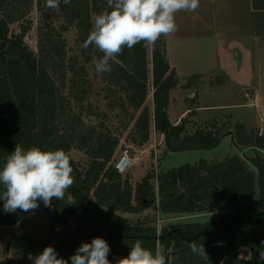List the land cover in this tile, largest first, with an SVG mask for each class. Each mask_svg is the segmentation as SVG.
Segmentation results:
<instances>
[{
	"label": "trees",
	"instance_id": "obj_1",
	"mask_svg": "<svg viewBox=\"0 0 264 264\" xmlns=\"http://www.w3.org/2000/svg\"><path fill=\"white\" fill-rule=\"evenodd\" d=\"M35 6L45 9V0H0V169L16 144L25 150L63 149L73 167L74 184L62 200L55 198L48 208L52 218L50 237L35 242L9 234L14 253L23 260H32L46 246H53L58 257L71 264L69 257L82 243L102 237L110 246L111 264L126 257L129 246L137 239L153 254L159 247L171 264H264V156L259 154L250 160L254 169L237 156L212 165L200 161L163 173L157 177L156 185L154 175L148 173L133 187L129 176L116 170L114 159L119 141L109 131L95 127L84 137L83 118L75 116L70 107L72 101L83 105L94 91L88 65L93 63V57L100 59L104 54L94 45L87 49L82 45L92 30V17L108 9L107 0H71L68 5L61 4V25L44 23L38 28V54L25 41L32 27L28 17ZM253 9L254 36L264 39V0H254ZM14 25H20L18 34L11 31ZM74 30L76 55L70 54L66 38ZM110 63L112 71L99 78L107 96L112 98L110 110L120 111V115L134 122V143H147L153 129L164 137L166 153L177 154L214 150L233 135L216 122L192 135L187 133V119L179 125L172 124L170 93L180 86V81L168 63L165 36L154 47H145L144 42L131 50L125 47L123 54ZM199 81V76L193 77L184 88L196 89ZM58 84L65 86L68 97L60 94ZM150 91L153 110L146 106ZM97 117L108 119L103 113ZM237 133L234 140L242 138V145L264 152V137L248 136L242 126H238ZM87 144L89 161L87 167L81 168L70 153L77 148L84 150ZM3 190L0 185V193ZM252 199H257V208L248 206ZM157 202L163 215L214 214L218 206L232 211L209 222L172 226L164 229L161 236L153 219L132 221L119 214L141 216ZM3 203L0 200L2 232L13 229L29 213L19 209L6 213ZM230 223L222 237L204 234H221ZM173 230H181L183 235L177 231L167 236ZM195 237L207 256L191 251L187 239ZM243 248L251 251L249 259L239 257Z\"/></svg>",
	"mask_w": 264,
	"mask_h": 264
},
{
	"label": "rangeland",
	"instance_id": "obj_2",
	"mask_svg": "<svg viewBox=\"0 0 264 264\" xmlns=\"http://www.w3.org/2000/svg\"><path fill=\"white\" fill-rule=\"evenodd\" d=\"M28 19L32 23V27L25 41L32 51L38 54V28L44 23H53L58 27L61 25V20L59 19L58 11L54 13L52 9H39L37 6L34 7ZM19 27L20 25L12 26V33L18 34L20 32ZM66 38L70 54L76 55V31L69 32ZM245 47L247 48L246 45ZM258 47H264L263 40H258ZM243 56L245 58V53H243ZM248 64H232L233 66L228 75L230 79L224 74H214L205 78L200 77V81L198 82L200 86L196 88L198 90L184 88L188 85V81L190 80L188 79V81H180V86L170 93L171 119L176 123L181 119L183 114L188 112L186 114L188 134L192 135L198 129L206 130L208 128L207 124L213 122H216L219 126L225 125L226 131L230 130L232 132V136L225 138L216 149L211 151L200 150L167 154L164 137L154 132L153 129L147 143L143 145L134 143V122H131L128 116L120 115V111L110 110L111 108L108 105L112 98L107 96L106 87L101 83L99 75L95 71L94 63L88 65L89 80L94 84L93 93L89 94L83 105L72 101L70 107H72L71 110L75 116L81 115L83 118L85 123L84 137L90 135V132H88L90 128L95 127L98 131H109L112 133L111 136L119 141L114 162L116 165L122 155H125L126 152L128 153V156L133 160V165L123 175L129 176L133 187H136L148 173L154 175L156 185L157 177L163 173L187 165L194 166L200 161H206L212 165L225 162L237 156L244 160L249 168L254 169L250 160L259 154L264 156V152L260 153L254 147L242 145V138L236 141L233 136H238L237 128L238 126H242L246 131V135L259 134L264 137V53L263 56L256 55V60L250 66V69H248ZM150 71H152V67ZM221 84L223 87L220 88ZM235 84L244 87L245 90H235ZM58 86L60 94L68 97V90L65 86L62 84H58ZM146 106L150 110H153L152 91H150L147 97ZM197 109L198 113L195 114ZM94 112L96 113L95 115L93 114ZM100 113L106 115L108 119L105 121L104 119L101 120L97 117ZM102 121H104L103 127ZM236 142L239 143L237 144ZM89 148V144H87L84 150L77 148L73 149L70 153L71 157L81 168H85L88 165L89 157L87 154ZM54 201L55 198L52 199L51 204ZM248 206L257 208V199L250 200ZM48 208L44 203L40 204L37 209L30 211L12 230L31 241L37 242L48 239L52 227V218L48 214ZM231 211L232 208L218 206L214 214L193 216L163 215L160 214L157 202L149 211L141 216L125 212L119 214L132 221L151 218L155 221L153 225L161 232L164 229H169L182 223L209 222L212 218L217 219L220 215ZM250 256L251 251L248 248H243L239 252L241 259H249ZM34 258L35 256H33L32 260H23L21 257H18L11 248L9 234L0 230V264H34Z\"/></svg>",
	"mask_w": 264,
	"mask_h": 264
},
{
	"label": "clouds",
	"instance_id": "obj_3",
	"mask_svg": "<svg viewBox=\"0 0 264 264\" xmlns=\"http://www.w3.org/2000/svg\"><path fill=\"white\" fill-rule=\"evenodd\" d=\"M70 3L71 0H45V8L55 13L61 4ZM107 5L108 9L92 17V30L82 45L84 49L94 45L104 54L100 59L93 57L98 75L112 71L110 61L122 55L125 47L131 50L140 42L145 47H154L162 35L174 33L177 30L175 14L181 10L195 11L199 0H107ZM132 165L133 160L125 154L116 163V170L124 174ZM72 173L70 158L63 149L30 147L25 150L16 144L0 169V185L4 189L0 200L4 202V212L34 211L40 201L50 207L53 198L62 200L73 186ZM129 247V254L118 258L116 264H171L159 247L153 254L139 239ZM190 249L194 254L207 256L203 244L198 245L195 240L190 242ZM110 251L104 238L94 237L90 243H82L69 259L71 264H111ZM34 264H69V261L58 257L53 246H46L35 256Z\"/></svg>",
	"mask_w": 264,
	"mask_h": 264
},
{
	"label": "crops",
	"instance_id": "obj_4",
	"mask_svg": "<svg viewBox=\"0 0 264 264\" xmlns=\"http://www.w3.org/2000/svg\"><path fill=\"white\" fill-rule=\"evenodd\" d=\"M253 1L199 0L195 11L181 10L175 14L177 30L165 36V42L168 63L179 81L214 74H224L230 79L232 64L249 63L250 69L256 55L263 56L264 47H258V40L264 39L256 38L253 33ZM234 89L245 90L238 84ZM170 104L171 96L170 120L179 125L188 112L175 123L171 119Z\"/></svg>",
	"mask_w": 264,
	"mask_h": 264
},
{
	"label": "water",
	"instance_id": "obj_5",
	"mask_svg": "<svg viewBox=\"0 0 264 264\" xmlns=\"http://www.w3.org/2000/svg\"><path fill=\"white\" fill-rule=\"evenodd\" d=\"M249 221H250V219L247 220V221H245V222H249ZM231 224H232V223L228 224L227 227L225 228V230H224L221 234H214V233H210V232H208V233H204V234L207 235V236H212V237H222V236H224V235L227 233V231H228L229 227L231 226ZM177 231H178L181 235H183L181 230H173V231H171L170 233H168L167 236H172V235H174ZM5 233H8V234H18V233H16V232H15L14 230H12V229H11V230H7V231H5ZM197 238H198V237H195V238H193L192 240H188V239H187V241H189V242H191V241H193V240L196 241ZM157 239H160V238L157 237Z\"/></svg>",
	"mask_w": 264,
	"mask_h": 264
},
{
	"label": "built area",
	"instance_id": "obj_6",
	"mask_svg": "<svg viewBox=\"0 0 264 264\" xmlns=\"http://www.w3.org/2000/svg\"><path fill=\"white\" fill-rule=\"evenodd\" d=\"M125 154H127L128 155V153L126 152ZM161 233H162V231L161 232H159V230H158V236H161Z\"/></svg>",
	"mask_w": 264,
	"mask_h": 264
}]
</instances>
